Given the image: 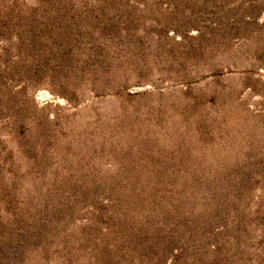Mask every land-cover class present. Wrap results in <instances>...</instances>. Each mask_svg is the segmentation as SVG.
<instances>
[{"label": "rangeland", "instance_id": "obj_1", "mask_svg": "<svg viewBox=\"0 0 264 264\" xmlns=\"http://www.w3.org/2000/svg\"><path fill=\"white\" fill-rule=\"evenodd\" d=\"M0 264H264V0H0Z\"/></svg>", "mask_w": 264, "mask_h": 264}]
</instances>
